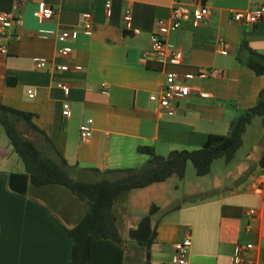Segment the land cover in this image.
Instances as JSON below:
<instances>
[{
    "label": "crops",
    "instance_id": "1",
    "mask_svg": "<svg viewBox=\"0 0 264 264\" xmlns=\"http://www.w3.org/2000/svg\"><path fill=\"white\" fill-rule=\"evenodd\" d=\"M261 3L264 0H206L209 21L188 19L164 35L167 56L155 59L150 38L157 22L168 19L179 4L193 10L187 0H0V13L24 21L11 32L20 39L0 35V47L7 48L6 54L0 52V105L31 114L43 132L33 135L39 149L57 159L52 145L70 166L83 171L138 168L149 158L141 147H152L163 157L198 149L210 135H227L232 121L253 108L264 89V75L238 60L243 43L264 55V20L251 26L232 19L234 11H250ZM42 5L55 12L49 21L38 18ZM128 10L131 31L124 22ZM85 13L93 16L90 33L80 29ZM66 30L72 32L66 44L70 55L61 57L58 36ZM221 40L231 45L230 53L218 52ZM177 49L184 56L174 64L169 57ZM37 61L47 67L37 70ZM58 66L70 70L60 72ZM209 69L219 74L199 76ZM169 74L191 88L173 111L150 99L160 93ZM65 103L71 106L69 118L62 115ZM88 119L93 120L92 135L82 139L80 128ZM3 130L0 125V264H70L73 241L67 230L82 221L85 206L61 185L35 187L28 182L25 195L10 190V175L23 174L25 168ZM248 162L236 169L233 181L223 180L201 198L164 209L153 204L159 210L153 216L156 239L149 259L144 247L127 238L132 227L120 229L124 264H170L173 247L186 229L192 234L189 264H231L236 247L249 244L253 248L247 252V264H264V143ZM83 171L82 179L100 178ZM254 184L261 190H254ZM119 211L120 227L125 218Z\"/></svg>",
    "mask_w": 264,
    "mask_h": 264
},
{
    "label": "trees",
    "instance_id": "2",
    "mask_svg": "<svg viewBox=\"0 0 264 264\" xmlns=\"http://www.w3.org/2000/svg\"><path fill=\"white\" fill-rule=\"evenodd\" d=\"M238 60L257 75H264V55L252 50L247 43L241 45ZM32 117L31 114L0 105V125L9 139L12 151L25 168L23 174L10 175L9 189L25 195L28 182L35 187L55 184L69 189L80 199L86 210L82 221L67 230L73 241L70 264H124L125 240L120 232L119 215L115 209L120 197L133 190L163 183L172 177L183 180L189 163L193 164L198 176H207L215 160L231 162L242 148L244 135L253 120L262 117L264 125V89L260 92L257 104L241 112L232 121L227 135H210L202 147L175 150L166 157L156 154L152 147H141L139 151L149 158L142 166L132 169L83 171L70 166L52 145L51 150L57 159L47 156L33 138L34 134L43 132L32 122ZM81 171L98 174L100 178L82 179L79 176ZM17 181H20L21 188L16 186ZM158 210L156 205H152L149 215L127 233L128 239L145 248L148 259L156 239L153 216Z\"/></svg>",
    "mask_w": 264,
    "mask_h": 264
},
{
    "label": "built area",
    "instance_id": "3",
    "mask_svg": "<svg viewBox=\"0 0 264 264\" xmlns=\"http://www.w3.org/2000/svg\"><path fill=\"white\" fill-rule=\"evenodd\" d=\"M189 4L194 6L191 10L187 4H179L174 7L171 11L170 17L168 19H160L157 22V30L150 38V56L155 59L165 58L167 56L166 42L163 38L164 35L172 31H176L182 27L184 21L192 19L194 23L205 24L210 19V9L206 4V0H187ZM107 9L109 12L110 3L107 4ZM54 10L47 6L42 5L38 11V18L41 22L49 21L54 16ZM83 22L80 25V29L85 33H90L94 29L93 16L90 13H85L83 15ZM232 19L236 23H247L251 26H255L258 22L264 20V4L257 5L254 9L246 12L232 13ZM131 21L132 15L128 10L124 15V22L126 23V29L131 31ZM23 19L15 17L10 12L0 13V35L3 38L15 40L20 39V35L12 36L11 32L14 27L22 28ZM137 31H133V33ZM72 39L71 31H63L58 36V41L60 43V48L58 49V55L61 57H69L70 51L66 47V44ZM232 47L229 43L221 40L218 44V52L222 55L230 53ZM0 52L3 54L7 53V48L0 47ZM183 52L180 49L172 50L170 52L169 61L171 63L177 64L183 60ZM47 67V63L44 61H37L35 63V68L37 70H43ZM57 71L66 72L70 68L68 66H58ZM216 70H204L200 73L201 78L208 76L218 75ZM63 91H68L69 87L64 84L58 85ZM191 93V88L178 80L176 74H169L166 76L162 89L158 95H151L150 99L152 101H158L160 106L168 111H173L176 107V102L180 99L187 98ZM32 95L33 91H29ZM62 115L65 118H69L71 115V106L68 103L63 105ZM92 124L93 120L88 119L86 124L82 125L80 128V135L82 139H88L92 135ZM254 190L260 191L261 188L257 187L256 184L252 186ZM192 246V234L189 229H186L183 233V237L180 242L176 243L173 247V257L170 264H189V254ZM253 248L252 245L237 246L234 254L232 256L231 264H247V252Z\"/></svg>",
    "mask_w": 264,
    "mask_h": 264
},
{
    "label": "rangeland",
    "instance_id": "4",
    "mask_svg": "<svg viewBox=\"0 0 264 264\" xmlns=\"http://www.w3.org/2000/svg\"><path fill=\"white\" fill-rule=\"evenodd\" d=\"M244 136L245 144L233 161L219 160L220 164H216L207 176H198L193 164L189 163L183 180L172 177L163 183L133 190L120 197L115 206L118 215L120 209L124 213L125 220L120 224V229L123 230L125 225L136 227L143 217L149 215V209L153 204L160 205L163 209L167 206L172 207L181 202L190 201L192 198H201L203 194L217 190L218 185L225 179L233 181V175L238 171L236 169L246 164L256 149L264 143L263 118L256 117L248 126ZM227 166L229 167L228 172H231L228 175L226 174Z\"/></svg>",
    "mask_w": 264,
    "mask_h": 264
}]
</instances>
